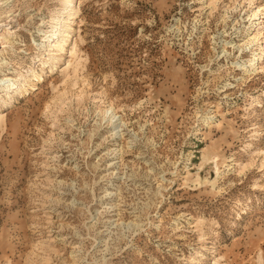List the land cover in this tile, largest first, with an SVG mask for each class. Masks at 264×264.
<instances>
[{"label":"rangeland","instance_id":"374dc122","mask_svg":"<svg viewBox=\"0 0 264 264\" xmlns=\"http://www.w3.org/2000/svg\"><path fill=\"white\" fill-rule=\"evenodd\" d=\"M0 116V264H264V0H0Z\"/></svg>","mask_w":264,"mask_h":264},{"label":"bare ground","instance_id":"6f19581e","mask_svg":"<svg viewBox=\"0 0 264 264\" xmlns=\"http://www.w3.org/2000/svg\"><path fill=\"white\" fill-rule=\"evenodd\" d=\"M66 1L67 2H70L71 0H66ZM251 14L252 15H255V14H257V11L255 10ZM68 56H69V59L66 62H64V68H63L64 69V77L67 76V75H69V73H68V71L66 69L69 67L72 58H74V56H75V47H74V44H71V46L69 48V54H68ZM254 63L255 62L253 60L252 61V64H254ZM74 69H76V68H74ZM0 121H2V117L1 116H0Z\"/></svg>","mask_w":264,"mask_h":264}]
</instances>
